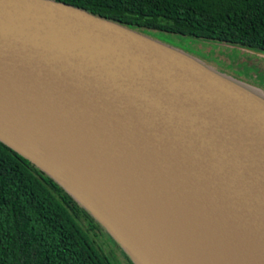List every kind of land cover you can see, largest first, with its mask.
<instances>
[{"label": "water", "instance_id": "water-1", "mask_svg": "<svg viewBox=\"0 0 264 264\" xmlns=\"http://www.w3.org/2000/svg\"><path fill=\"white\" fill-rule=\"evenodd\" d=\"M0 142L132 264H264V91L172 46L0 0Z\"/></svg>", "mask_w": 264, "mask_h": 264}, {"label": "trees", "instance_id": "trees-1", "mask_svg": "<svg viewBox=\"0 0 264 264\" xmlns=\"http://www.w3.org/2000/svg\"><path fill=\"white\" fill-rule=\"evenodd\" d=\"M54 1L135 31L264 53V0ZM82 218L90 229L101 227L52 178L0 142V264H111L84 232Z\"/></svg>", "mask_w": 264, "mask_h": 264}, {"label": "rangeland", "instance_id": "rangeland-1", "mask_svg": "<svg viewBox=\"0 0 264 264\" xmlns=\"http://www.w3.org/2000/svg\"><path fill=\"white\" fill-rule=\"evenodd\" d=\"M137 31L198 59L222 74L264 91V56L258 53L189 36L152 30ZM81 220L88 238L95 241L96 247L101 248L111 264H131L126 254L103 228L90 229L88 222L84 218Z\"/></svg>", "mask_w": 264, "mask_h": 264}]
</instances>
